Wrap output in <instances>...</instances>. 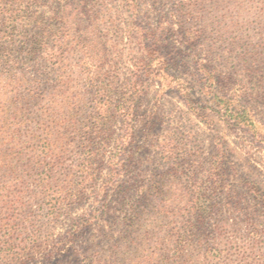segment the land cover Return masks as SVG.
<instances>
[{"label":"rangeland","instance_id":"obj_1","mask_svg":"<svg viewBox=\"0 0 264 264\" xmlns=\"http://www.w3.org/2000/svg\"><path fill=\"white\" fill-rule=\"evenodd\" d=\"M140 1L138 22L165 29L167 44L186 54L185 30H204L195 52L221 49L222 66L245 80L264 122V86L241 64L248 51L264 53V0H193L204 9L182 22L172 16L179 0ZM89 2L101 16L87 41L105 46L101 73L92 74L104 94L79 54L67 76L49 80L0 68V264H264V142L212 112L192 65L170 73L209 106L210 121L173 83L143 76L131 87L141 55L126 25L134 11L125 0ZM255 57L249 67L261 66ZM126 84L133 104L123 118ZM193 206L204 221L182 249Z\"/></svg>","mask_w":264,"mask_h":264},{"label":"trees","instance_id":"obj_2","mask_svg":"<svg viewBox=\"0 0 264 264\" xmlns=\"http://www.w3.org/2000/svg\"><path fill=\"white\" fill-rule=\"evenodd\" d=\"M89 1L0 0V68L4 71L8 68L10 71L16 70L18 78L35 74L49 80L54 74L59 77L67 76L71 71L69 68L74 66L73 55L79 54L80 70L88 76L89 84L96 88L99 95L104 94L105 88L99 86L102 82L93 76L101 73L99 57H102L101 52L105 50V46L99 39L96 45H90L87 41V27L101 26V16L100 11L90 6ZM179 1L174 3L175 11L172 15L176 22H182L185 16L192 15V10L204 9L202 6L197 8V5H202L199 1ZM125 6L134 11L136 20L133 18L126 25L132 26L129 32L138 41L141 51L138 62L135 63L138 69L136 80L131 82V87L138 91L143 76L158 80L163 88L168 82L173 83L181 91L189 108L196 115L210 121L211 115L205 114V109L209 106L196 97L193 88L188 87V83L181 76L170 73L173 67L187 68L192 65L201 82L202 97L212 104V112L234 126L248 129L257 139L264 142V122L260 121L256 111L258 99L249 91L245 80L236 78L233 71L222 66L221 62L226 59L220 60V48L208 45L203 56L195 52V44L204 36V30H185L186 48L191 50L186 54L181 48L167 44V39H163L168 33L165 29L162 32L159 28L155 30L138 22L140 0H125ZM165 25L172 26L166 22ZM17 33L18 37L20 36L18 41L15 38ZM216 33L224 35L221 29ZM243 56L242 66L249 69L250 73L255 71L257 81L264 86V53L251 50ZM255 56H263L261 66L253 62L249 67V60H255ZM128 87L129 84L124 86L119 98V117L123 118L130 114L133 104L130 96L133 92ZM262 92L264 94V91ZM221 166L222 161L217 166V172L212 175H216L214 182L217 185H221L220 175L217 174ZM193 209L195 217L180 236L181 248L190 242L195 243L199 238L205 210L201 206H193ZM132 215L128 213L125 216L127 222Z\"/></svg>","mask_w":264,"mask_h":264}]
</instances>
